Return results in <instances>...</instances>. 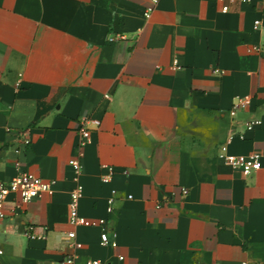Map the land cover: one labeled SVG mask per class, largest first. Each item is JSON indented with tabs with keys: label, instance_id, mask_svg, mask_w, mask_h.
Listing matches in <instances>:
<instances>
[{
	"label": "crops",
	"instance_id": "1",
	"mask_svg": "<svg viewBox=\"0 0 264 264\" xmlns=\"http://www.w3.org/2000/svg\"><path fill=\"white\" fill-rule=\"evenodd\" d=\"M260 51L264 0H0V177L54 182L6 203L0 264H264ZM83 118L99 126L80 149ZM223 148L261 169L244 177ZM77 163L78 215L104 229L70 224Z\"/></svg>",
	"mask_w": 264,
	"mask_h": 264
},
{
	"label": "built area",
	"instance_id": "2",
	"mask_svg": "<svg viewBox=\"0 0 264 264\" xmlns=\"http://www.w3.org/2000/svg\"><path fill=\"white\" fill-rule=\"evenodd\" d=\"M152 5H157L158 0H150ZM220 2H223V0H219ZM244 3L250 2V0H242ZM223 11H227L228 8L225 6L222 8ZM153 9L147 8L144 12V16L146 18H149L152 14ZM260 26V21H256L254 23V29H258ZM116 39H121V37H115L111 38L110 41H115ZM255 51H259V49L254 48ZM262 58L264 59V51H260ZM108 98V96H106ZM251 104V98L250 97H244V98H236L235 101L232 104V107L229 111V114L231 117H235L236 114L249 107ZM80 124L82 125V128L80 129V149L84 147L90 138V132L88 129L85 128L86 125H93L95 127L99 126V121L91 120L88 118H83L80 120ZM262 125V122L258 119H252L248 121L245 124V130L246 131H252L256 127H260ZM240 138H243L242 136ZM22 143L25 146L29 145L28 138L23 137ZM224 148L222 152L219 154V158L231 169L239 171L244 177H248L252 175L253 173L259 171L261 169V158L262 155L258 152L251 153L249 155L245 156H237V155H229L224 152ZM16 153H19L17 150ZM80 155L82 153L80 152ZM14 168L16 170L20 169V163L16 161L14 163ZM73 170L75 172V178L74 183L75 187L70 193V224L74 226H82L86 228H105L106 221L105 220H88L83 217H80L78 215V205L79 201L82 197V186L78 183V175L81 171V166L77 163L73 166ZM112 171V169H110ZM105 181V179H104ZM52 185H54V182H47L44 181L32 174L25 173V172H19L15 177L12 179L5 181L0 177V234L3 230V222L5 219V205L8 202L10 198L14 199L13 201V212L18 213L23 206H25L30 201L37 199L41 197L43 194H52ZM187 192L183 191V195H185ZM115 192H112V196L108 199V212L112 211V203L114 198ZM131 198V197H129ZM31 239H34V236L30 235ZM69 239H74L75 234L70 233L68 235ZM100 245L104 247H111L115 248L117 246L115 241H112L109 239L108 235L104 231L101 234L100 237ZM0 250V254H1ZM64 264H76L75 258L70 256L66 257L63 261ZM85 264H103L102 262L98 260H89ZM242 264H247L246 262Z\"/></svg>",
	"mask_w": 264,
	"mask_h": 264
}]
</instances>
